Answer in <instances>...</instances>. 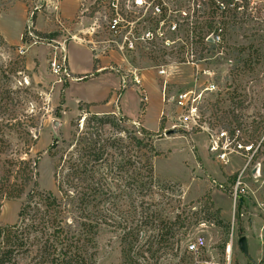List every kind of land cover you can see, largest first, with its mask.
Wrapping results in <instances>:
<instances>
[{
	"label": "rangeland",
	"instance_id": "374dc122",
	"mask_svg": "<svg viewBox=\"0 0 264 264\" xmlns=\"http://www.w3.org/2000/svg\"><path fill=\"white\" fill-rule=\"evenodd\" d=\"M93 1L85 0V4ZM73 2L0 0V31L9 42L0 35V74L3 71L12 90L19 91L24 112H32L37 118L38 139L31 151L32 155L40 154L37 189L55 193L51 177L53 162L47 157L46 148L53 140L69 138L71 121L84 118L85 112L121 118L123 105L126 113L136 115L124 126L139 130L146 109L145 126L152 130L150 133H157L152 137L158 154L152 162L153 174L160 183L171 187L174 205L178 207L173 214L183 212L180 218H187L185 227L173 239L154 246L160 248L156 258L124 256L121 232L102 230L96 237V256L89 258L90 264H264V32H260L259 26L245 22L234 27L223 26L224 56H218L215 47L203 48L199 58L204 61L199 68L214 73L219 93L203 90L205 77L185 63L189 59L184 55L179 58L167 55L161 58L163 68H158V58L122 59L105 53L93 60L94 70L88 74L91 72L88 52L76 42L77 38L87 36L85 21L79 24L77 20L79 0L75 16L69 14ZM61 3L66 15H70L68 18L62 16ZM37 34L45 38L39 39ZM65 55L69 72L84 74V81L70 82ZM52 59L62 64L66 75L52 74L49 67ZM226 59L231 60V67ZM95 72L107 75L88 80ZM133 75L139 78V84L132 81ZM111 88L117 89L112 92ZM184 90H192L198 100L197 125L178 121L180 112L169 100L171 95ZM106 99L110 103L104 106L102 102ZM236 129L241 139L237 138L238 142L229 136ZM223 130L227 132L230 150L239 142L253 146L261 142L259 154L247 168L243 169L245 159L240 154L233 152L227 163L221 164L210 151L212 140L219 146L220 138L215 137ZM166 131L171 134L164 135ZM256 162L260 167L258 175L250 170ZM237 174L241 184L236 190L242 191L246 202L239 223L232 201L235 189L232 177ZM25 193L2 204L0 226L15 223ZM155 200L160 201V197ZM230 234L228 255L226 245ZM241 236L248 245L245 257L236 245ZM197 238L202 239L203 245L196 254L187 253L186 246Z\"/></svg>",
	"mask_w": 264,
	"mask_h": 264
},
{
	"label": "trees",
	"instance_id": "16d2710c",
	"mask_svg": "<svg viewBox=\"0 0 264 264\" xmlns=\"http://www.w3.org/2000/svg\"><path fill=\"white\" fill-rule=\"evenodd\" d=\"M208 7V19L196 34L198 42L202 30L210 32L217 23H244L235 22L232 11L226 21L212 3ZM22 101L1 71L0 210L4 202L26 193L15 223L0 226V264H90L89 258L96 256V237L105 229L121 232L124 256L156 258L160 248L154 246L167 244L187 222L186 216L180 218L183 212L173 214L178 207L171 187L153 174L158 154L152 137L157 133L126 128L130 120L124 116L85 112L87 116L69 123L68 139L53 140L46 148L53 162L55 193L40 191V154H31L39 126L32 112H24Z\"/></svg>",
	"mask_w": 264,
	"mask_h": 264
},
{
	"label": "built area",
	"instance_id": "2783aa9c",
	"mask_svg": "<svg viewBox=\"0 0 264 264\" xmlns=\"http://www.w3.org/2000/svg\"><path fill=\"white\" fill-rule=\"evenodd\" d=\"M210 3L214 5L216 13L227 16L224 18L226 21L230 19L227 12L232 11L235 13V22L241 20L247 25L259 26L260 32H264V0H94L89 4H85V0H79L77 20L79 24L82 20L85 21L84 33L87 36L77 38L76 42L89 51L92 60H97L105 53L115 54L122 59L144 56L158 58L160 60L158 68L164 66L161 58L167 55H175L179 58L184 55V58L186 56L189 59L185 63L205 77L203 90L219 93L218 86L213 80L214 73L204 69L205 67L199 68L200 63L204 61L199 56L205 46L215 47L218 49L216 54L224 56V49L221 47L224 43V30L218 23L210 32L203 29L201 41L197 40L199 26L205 24L208 19ZM226 64L231 67V60L226 59ZM49 67L55 76H60L62 73L66 75L62 64H58L55 59L49 62ZM132 81L139 84L136 75L132 76ZM169 100L180 112L178 121L197 125L196 101L198 100L192 90L176 92ZM229 136L230 139L241 140L237 129L232 130ZM218 138H220L219 146L212 140L210 151L215 153L221 164H226L228 156L234 152L244 157V169L259 154L261 142L256 143L255 146L239 142L230 150L226 130L220 131L215 139ZM250 170L252 174L258 175L259 164L256 162ZM240 179L237 174L232 182V186H235L232 192L233 208L236 207L238 220L246 211L242 191L236 190L241 184ZM239 198L243 199V205L237 211ZM262 228H264V215ZM202 245V239L197 238L186 246V251L189 254H196ZM229 247L231 248V234L226 251Z\"/></svg>",
	"mask_w": 264,
	"mask_h": 264
},
{
	"label": "crops",
	"instance_id": "0c3cea01",
	"mask_svg": "<svg viewBox=\"0 0 264 264\" xmlns=\"http://www.w3.org/2000/svg\"><path fill=\"white\" fill-rule=\"evenodd\" d=\"M61 4H62V3H61ZM76 8H77V0H74V2L72 3L71 9H70V11H69V14L72 15V17H73V15L75 16ZM60 10H61L62 16H63L64 18H68V17L70 16V15H69V16L66 15V9H65V7H64L63 4H62V8H60ZM0 35H1L2 39H3L5 42H8V41L3 37L1 31H0ZM19 39H20V34H19ZM19 39H18V41H19ZM8 43H9V42H8ZM85 50L88 52L87 60H88V64H89V66L91 67V72H89L88 74H90V73H92V71H93V60H92V58H91V55H90L89 51H88L86 48H85ZM65 52H66V50H65ZM65 64H66V69H67L68 76L71 78V79H70V82H71V83H77V81L80 82V81H81L80 78H82V76H84V74H83V75H81V74H80V75H74V74H71V73L69 72V67H68V65H67V57H66V55H65ZM98 73H99V72H95L96 75H91L90 78H89L88 80H98V79H101L102 77H104V76L107 75V74H98ZM86 75H87V74H86ZM88 80H86V81H88ZM116 89H117V88H111L110 90H111L112 92H114V91H116ZM81 102H82V101H81ZM84 103H86V102H84ZM89 103H90V102H89ZM97 103H98V102H97ZM102 103L104 104V106H106V105H108L110 102L106 99V100H104ZM121 104H122V103H121ZM120 112H121V115H122V116L128 118L129 120L134 119V117L136 116V115H130V114L126 113L125 110H124V108H123V105H122L121 108H120ZM145 113H146V109H144V112H143V117H142V128H144V129L147 130L148 132H149V131L152 132V130H148V129L146 128V126H145ZM158 114H159V108H158V110H157V115H158ZM156 117H157V116H156ZM156 128H157V123H156ZM156 128H155V130H156ZM153 131H154V130H153ZM246 246H247V249H248L247 242H246ZM247 254H248V250H247ZM241 255H242V254H241ZM242 256H243V255H242ZM243 257H245V256H243ZM243 257H242V258H243ZM254 258H257V257H254Z\"/></svg>",
	"mask_w": 264,
	"mask_h": 264
},
{
	"label": "water",
	"instance_id": "95a60500",
	"mask_svg": "<svg viewBox=\"0 0 264 264\" xmlns=\"http://www.w3.org/2000/svg\"><path fill=\"white\" fill-rule=\"evenodd\" d=\"M169 134H171V132H169V131L164 132V135H169ZM242 205H243V199L242 198H239V200H238V206H237V211L240 210V208H241ZM236 245H237V248L240 251V253L243 256H247L246 240H245V238L243 236H241V237H239L237 239Z\"/></svg>",
	"mask_w": 264,
	"mask_h": 264
},
{
	"label": "bare ground",
	"instance_id": "6f19581e",
	"mask_svg": "<svg viewBox=\"0 0 264 264\" xmlns=\"http://www.w3.org/2000/svg\"><path fill=\"white\" fill-rule=\"evenodd\" d=\"M230 247L227 249V254L229 255V253H230ZM229 257V256H228Z\"/></svg>",
	"mask_w": 264,
	"mask_h": 264
}]
</instances>
